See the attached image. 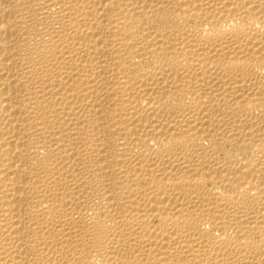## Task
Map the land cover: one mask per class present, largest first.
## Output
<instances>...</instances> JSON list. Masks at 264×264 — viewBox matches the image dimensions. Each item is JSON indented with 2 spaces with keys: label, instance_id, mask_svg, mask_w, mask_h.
I'll list each match as a JSON object with an SVG mask.
<instances>
[{
  "label": "bare ground",
  "instance_id": "obj_1",
  "mask_svg": "<svg viewBox=\"0 0 264 264\" xmlns=\"http://www.w3.org/2000/svg\"><path fill=\"white\" fill-rule=\"evenodd\" d=\"M0 264H264V0H0Z\"/></svg>",
  "mask_w": 264,
  "mask_h": 264
}]
</instances>
